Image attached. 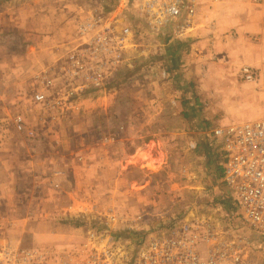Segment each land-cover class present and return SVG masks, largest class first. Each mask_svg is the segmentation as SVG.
Here are the masks:
<instances>
[{"label": "rangeland", "instance_id": "1", "mask_svg": "<svg viewBox=\"0 0 264 264\" xmlns=\"http://www.w3.org/2000/svg\"><path fill=\"white\" fill-rule=\"evenodd\" d=\"M50 1L42 30L0 26V66L17 69L19 87L0 122L11 149L0 246L66 249L89 231L125 241L188 219L264 264L206 145L215 127L264 109V0H197L179 39L139 0ZM40 90L47 100L34 102Z\"/></svg>", "mask_w": 264, "mask_h": 264}, {"label": "built area", "instance_id": "2", "mask_svg": "<svg viewBox=\"0 0 264 264\" xmlns=\"http://www.w3.org/2000/svg\"><path fill=\"white\" fill-rule=\"evenodd\" d=\"M147 21L157 29L170 25L174 38H185L192 29L197 0H139ZM105 39L106 36H103ZM245 81L256 72L241 68ZM47 86L53 81L45 80ZM47 100L44 91L33 101ZM18 128L22 117L15 118ZM208 145L222 169L221 181L228 199L248 233L264 241V116L217 126L208 134ZM249 236V235H247ZM212 241V242H211ZM0 264H256L233 244L215 241L202 224L178 220L165 229L122 239L106 232L89 231L84 241L66 249L21 247L12 242L0 246Z\"/></svg>", "mask_w": 264, "mask_h": 264}, {"label": "crops", "instance_id": "3", "mask_svg": "<svg viewBox=\"0 0 264 264\" xmlns=\"http://www.w3.org/2000/svg\"><path fill=\"white\" fill-rule=\"evenodd\" d=\"M51 2V1H50ZM48 0H1L0 1V26L5 30L14 29L23 32L26 36H29V26L33 28L35 26L36 31L42 30L43 21L45 19V10L48 7L56 6L57 2H51V5L48 6ZM59 4L61 2H58ZM33 6V7H32ZM44 32V31H43ZM37 34L35 37L37 38ZM39 37V36H38ZM43 37V35H42ZM28 40V39H26ZM15 56V55H13ZM2 69L0 70V122L6 119H10L11 116L8 112L9 103H13L16 101L14 98L19 94V87L14 81L17 79V69L9 68L6 72L7 68L0 66ZM15 74L12 78V81H8L7 73ZM241 73V72H240ZM257 75V74H256ZM242 77V75H241ZM243 78V77H242ZM247 83H249L247 81ZM246 86L250 89L253 88L252 83L246 84ZM8 91V92H6ZM19 98V96H17ZM264 109H257L253 111L252 114L242 113L241 116L243 119H256L263 117ZM9 117V118H8ZM0 132H2L0 130ZM2 142V141H1ZM207 147H210L206 142ZM11 155V149L9 146L4 148L0 145V177L10 169V161L9 157ZM0 184L2 181L0 180ZM7 185V183H4ZM44 235V233H43ZM53 239L57 238L56 234L48 235ZM54 241V240H53Z\"/></svg>", "mask_w": 264, "mask_h": 264}, {"label": "trees", "instance_id": "4", "mask_svg": "<svg viewBox=\"0 0 264 264\" xmlns=\"http://www.w3.org/2000/svg\"><path fill=\"white\" fill-rule=\"evenodd\" d=\"M220 168V170H221V173H220V175H222V169H221V167H219Z\"/></svg>", "mask_w": 264, "mask_h": 264}]
</instances>
